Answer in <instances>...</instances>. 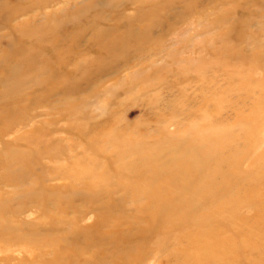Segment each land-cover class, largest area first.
<instances>
[{"label":"rangeland","instance_id":"374dc122","mask_svg":"<svg viewBox=\"0 0 264 264\" xmlns=\"http://www.w3.org/2000/svg\"><path fill=\"white\" fill-rule=\"evenodd\" d=\"M0 63V264H264V0H0Z\"/></svg>","mask_w":264,"mask_h":264},{"label":"bare ground","instance_id":"6f19581e","mask_svg":"<svg viewBox=\"0 0 264 264\" xmlns=\"http://www.w3.org/2000/svg\"><path fill=\"white\" fill-rule=\"evenodd\" d=\"M56 3V2H55ZM81 6H82V3H81ZM78 9V8H77ZM79 11V10H78ZM82 12V11H81ZM78 13V12H77ZM75 14V13H74ZM76 16V15H75ZM35 18V17H34ZM33 18V19H34ZM11 20H12V18H10ZM11 20H9V24H10V21ZM8 21V20H7ZM31 21L29 20V25L30 24H32V23H30ZM16 23V22H15ZM28 23H26V24H28ZM11 25V24H10ZM35 25V24H34ZM35 26H37V25H35ZM43 26V25H42ZM28 27V26H27ZM30 27V26H29ZM32 27V26H31ZM17 28V27H16ZM43 27H41V29H42ZM30 29V28H29ZM33 28H31V30H32ZM34 29H35V27H34ZM38 29H40V28H38ZM38 29H36V30H38ZM44 29V28H43ZM46 29V28H45ZM43 30V31H46V30ZM50 29V28H49ZM22 29H20V33L22 32L21 31ZM25 30V29H24ZM24 30H23V32H24ZM31 30L29 31L30 32V34H31ZM33 31V30H32ZM43 31H41V33L43 32ZM29 32H28V34H29ZM54 32H55V30H54ZM18 33V32H17ZM26 33V32H25ZM40 33V32H39ZM45 33H48V32H45ZM44 33V34H45ZM56 33V32H55ZM22 34V33H21ZM21 34L19 35V36H21ZM27 34V35H28ZM38 34V33H37ZM44 34L42 35V34H40V35H42V36H44ZM51 34V33H50ZM32 35V34H31ZM80 35H81V33L80 32H76V33H74V34H72V38L74 37V38H79L80 37ZM33 36H36L35 34L33 35ZM46 36V35H45ZM70 36V35H69ZM50 37V36H49ZM97 37V36H96ZM95 38V37H94ZM3 40V39H2ZM41 40V39H40ZM125 39H122L121 41H124ZM43 41V40H42ZM49 41V40H48ZM118 41H120V40H118ZM120 41V42H121ZM44 43H45V41H43ZM51 43V42H50ZM116 41L114 42L113 41V44L111 45V46H115L116 47ZM122 43V42H121ZM107 46V45H106ZM114 48V47H113ZM31 55H32V53H31ZM28 56V55H27ZM23 57V56H22ZM30 57V56H29ZM21 58V57H20ZM22 59V58H21ZM23 60V59H22ZM22 62V61H21ZM23 63V62H22ZM1 64V63H0ZM20 65V64H19ZM22 65H24V64H22ZM15 66V65H14ZM17 67V66H16ZM21 67V66H20ZM22 67H24V66H22ZM21 67V68H22ZM17 69H19V68H17ZM4 73V72H3ZM12 73V72H11ZM5 75V74H4ZM1 76H3V75H1ZM4 77V76H3ZM7 77V76H6ZM16 78V77H15ZM6 79H8V78H6ZM13 79V78H12ZM12 83V82H11ZM14 83V82H13ZM12 83V84H13ZM18 83V82H17ZM1 85V84H0ZM6 86H8V85H6ZM14 86H15V84H14ZM17 87H19V86H17ZM6 89V88H5ZM14 90V89H13ZM16 90V89H15ZM17 91V90H16ZM15 95V94H14ZM9 97V96H8ZM7 98V97H6ZM3 100V99H2ZM7 101H8V98H7ZM3 103V102H2ZM12 146V145H11ZM155 175V174H154ZM104 254V253H103ZM155 254V253H154ZM106 255V254H105ZM104 255V256H105ZM99 256V255H98ZM103 256V257H104ZM148 255H146V256H142V257H137L136 259H132V260H130L129 261V263L128 264H143L144 262V258L145 257H147ZM77 260L78 259V256H77V253H73V256H72V259H71V261L70 262H67V264H71L74 260ZM94 259V258H93ZM122 260H119V262L118 263H120ZM42 262V264H59V255H58V257H56V258H53V259H51V260H49V261H44L43 262V260L41 261ZM124 262H125V260H124ZM123 263V262H122ZM85 264V263H84Z\"/></svg>","mask_w":264,"mask_h":264}]
</instances>
